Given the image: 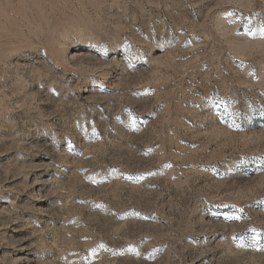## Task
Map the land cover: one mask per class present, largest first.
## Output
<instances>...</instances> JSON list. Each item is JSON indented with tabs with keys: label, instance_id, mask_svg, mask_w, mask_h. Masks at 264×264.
I'll list each match as a JSON object with an SVG mask.
<instances>
[{
	"label": "rangeland",
	"instance_id": "1",
	"mask_svg": "<svg viewBox=\"0 0 264 264\" xmlns=\"http://www.w3.org/2000/svg\"><path fill=\"white\" fill-rule=\"evenodd\" d=\"M0 264H264V0H0Z\"/></svg>",
	"mask_w": 264,
	"mask_h": 264
}]
</instances>
